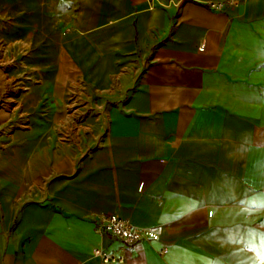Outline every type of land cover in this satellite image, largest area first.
<instances>
[{"label":"crops","instance_id":"obj_1","mask_svg":"<svg viewBox=\"0 0 264 264\" xmlns=\"http://www.w3.org/2000/svg\"><path fill=\"white\" fill-rule=\"evenodd\" d=\"M225 1L67 0L61 51L104 101L106 129L40 169L23 150L0 155V264H102L97 247L125 264H264V179L250 167L264 154V0L210 6ZM101 214L154 239L99 236Z\"/></svg>","mask_w":264,"mask_h":264},{"label":"rangeland","instance_id":"obj_2","mask_svg":"<svg viewBox=\"0 0 264 264\" xmlns=\"http://www.w3.org/2000/svg\"><path fill=\"white\" fill-rule=\"evenodd\" d=\"M71 10L67 0H0V109L5 112L0 155L23 150L28 167L40 169L53 156L79 159L106 129L104 101L83 68L61 51L72 30ZM26 144L30 147L22 149ZM250 167L264 179V154L252 152Z\"/></svg>","mask_w":264,"mask_h":264},{"label":"built area","instance_id":"obj_3","mask_svg":"<svg viewBox=\"0 0 264 264\" xmlns=\"http://www.w3.org/2000/svg\"><path fill=\"white\" fill-rule=\"evenodd\" d=\"M210 6L216 10H222L225 6L234 7L235 2L229 0L217 2ZM94 232L99 236H109L125 247H131L140 242L154 239L151 235H147L144 229L133 225L124 218L111 214H101L96 217ZM92 254L102 264H125L126 262L124 254L108 251L102 247L93 249Z\"/></svg>","mask_w":264,"mask_h":264}]
</instances>
